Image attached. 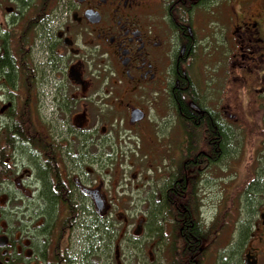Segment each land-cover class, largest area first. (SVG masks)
<instances>
[{
    "label": "flooded vegetation",
    "instance_id": "obj_1",
    "mask_svg": "<svg viewBox=\"0 0 264 264\" xmlns=\"http://www.w3.org/2000/svg\"><path fill=\"white\" fill-rule=\"evenodd\" d=\"M35 2L0 0V264H56L59 224L46 228L35 212L53 211L59 221L66 211L102 219L114 212L99 176H110L115 163V134L147 120L142 105L150 94H165L172 108L184 172L131 203L145 211L144 229L165 193L176 224L189 228L196 201L190 169L227 158L244 112L240 99L234 113L224 105L211 109L204 75L211 23L219 21L228 50L226 84L235 83L237 92L250 78L252 101L264 116V0H50L41 14ZM115 109L125 116L120 124L106 115ZM134 111L142 118L134 121ZM262 126L252 138H264ZM262 173L244 176L226 200L224 209L239 218L224 264H264ZM216 222L226 227L222 217ZM196 241L182 244L186 264L203 259L206 237L201 247Z\"/></svg>",
    "mask_w": 264,
    "mask_h": 264
},
{
    "label": "rangeland",
    "instance_id": "obj_2",
    "mask_svg": "<svg viewBox=\"0 0 264 264\" xmlns=\"http://www.w3.org/2000/svg\"><path fill=\"white\" fill-rule=\"evenodd\" d=\"M55 4L58 5L54 2L51 10L54 9ZM49 15L52 17L53 12ZM210 32L212 39L207 48L210 57L207 58L208 64L204 69V75L207 80L208 92L206 93L210 95L211 109L221 110L224 105L234 113V108L239 104L240 99L244 110L238 122L237 131L231 133L237 142L235 148L227 150V158L220 159L211 165H195L190 169L191 176L196 178L193 181L196 187L194 195L201 222L206 230V249L201 264H224L230 263V260L228 256L222 255L223 248L228 245L226 247L228 252L231 249L234 250L237 241L233 225L239 218L237 211L234 215L235 213L231 212L235 210L224 209L226 200L234 194L244 176H261L264 172V138H252L253 131L260 129V126L264 124V116L257 111L255 101H252L249 88H252L254 84L250 78L242 83L243 88L237 92L239 87H236L235 83L226 84L224 67L228 60V50L221 38L219 21H212ZM52 78L53 74L50 75V81H53ZM218 97L223 99L220 100ZM260 98L263 99L262 96ZM142 106L147 110V120L141 125L142 128L126 131L120 136L115 134V163L109 172L110 176H99V180L106 189L110 188L108 200L115 205L114 212L109 215V221L117 236L115 245L119 248V264H166L164 255L169 253V241L172 237L170 223L165 219L164 232L167 236L164 235L160 239L151 238L145 233L146 228L137 229L141 226L139 221L145 211L142 208L134 209L131 202L142 200L151 190L156 192L166 176H171L173 172L182 168L179 157L180 135L179 132L174 133L178 128L175 126L172 108L168 105L165 94H162L160 98L154 94L148 95ZM115 111H110L106 115L113 114L112 118L116 119L118 124L125 119V116L117 109ZM44 114L48 116L46 110ZM227 121L231 128H234L236 123L233 118L228 117ZM165 126H169V129ZM225 211L226 216L223 217ZM219 216L222 217L226 227L215 231V224L213 225L212 222L219 220ZM162 224V221L158 223L161 228ZM218 227L215 225V229ZM87 233L88 230H85V227H78L72 237V251L83 249ZM96 253L100 256L98 264H115L114 260L109 258L111 255L103 258L99 251ZM217 254H220L218 259ZM95 257L97 258V255Z\"/></svg>",
    "mask_w": 264,
    "mask_h": 264
},
{
    "label": "trees",
    "instance_id": "obj_3",
    "mask_svg": "<svg viewBox=\"0 0 264 264\" xmlns=\"http://www.w3.org/2000/svg\"><path fill=\"white\" fill-rule=\"evenodd\" d=\"M49 3L50 0H38V3H36L35 6V13L41 14ZM183 172L184 170L182 168L178 169L176 172L177 176H174V178L180 179ZM173 181L174 180L170 179V184ZM168 188L169 185L165 187L166 190ZM163 194V204H161V206H159L160 204H157L158 206L156 205L148 211L149 224L146 227L147 232L145 233L151 238L158 239L162 238L164 235L167 236L164 232L166 219L172 227V237H170L171 241H169V244L171 245H169V253L168 255L167 253L164 255L166 256L164 261H166V264H186L187 259L183 256H186L188 252L183 248L182 244L184 243V240L186 237L197 239L198 241L194 242V245L201 247V242H203L204 237H206V230L201 222L196 201L194 202V206L191 210H188V214L191 216V224L189 228L184 227L181 229L180 224H176L174 220L179 218L178 214L171 208V204L169 203V199L166 198L165 193ZM35 217L36 220L43 219L45 222L44 226L51 230L56 227V223L59 224L60 232L55 233L56 236L53 242L55 245L54 258L56 264H98L100 261L98 260L100 259V256L96 253L98 251L103 258H108L111 255L109 258L114 260L115 264H119V248L115 245L117 236L116 232L113 231V225L110 224L109 217L107 219H102L100 215L94 213H88L85 211L73 213L71 211H66L59 221L55 212L46 210L35 212ZM161 221L163 223L162 228L158 225ZM216 223L215 225L219 227L218 229H215V225L213 224L214 230H221L222 226ZM79 226L85 227V230H88V233L86 234L87 239L84 238V241L86 242L83 249H76L75 251H72V237L78 230ZM42 227L39 230H41ZM71 233L72 235H70ZM96 255L97 258L95 257ZM219 256L220 254H217L216 258L218 259ZM201 261V257L197 255V257H195L190 263L201 264Z\"/></svg>",
    "mask_w": 264,
    "mask_h": 264
},
{
    "label": "water",
    "instance_id": "obj_4",
    "mask_svg": "<svg viewBox=\"0 0 264 264\" xmlns=\"http://www.w3.org/2000/svg\"><path fill=\"white\" fill-rule=\"evenodd\" d=\"M131 115H132V118L134 119V121H137V120L142 118V115L139 111H134L131 113ZM137 229H139V226Z\"/></svg>",
    "mask_w": 264,
    "mask_h": 264
}]
</instances>
